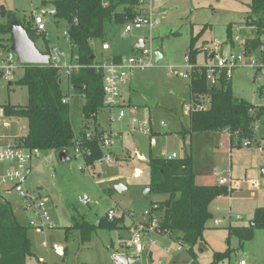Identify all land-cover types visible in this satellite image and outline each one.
Listing matches in <instances>:
<instances>
[{
    "label": "rangeland",
    "instance_id": "1",
    "mask_svg": "<svg viewBox=\"0 0 264 264\" xmlns=\"http://www.w3.org/2000/svg\"><path fill=\"white\" fill-rule=\"evenodd\" d=\"M47 1L56 0H0V9L3 7L6 11L14 12L19 21L29 22L31 27L33 17L41 16L45 25V32L41 34L48 43V49L53 47L63 53V62L70 55H75L64 35L66 22L56 20L51 14L40 13L42 2ZM248 4L249 0H140L135 11H150L156 20L153 28L133 29L123 36V24H105L103 40L90 43L96 63L107 64L115 54L128 56L131 41L136 35L153 53L158 52L163 56L157 62L153 59L151 68L134 70L127 82L120 86L124 107L110 111L104 109L98 114L97 129L104 130L111 142L107 149L111 163L100 160L92 168L84 167V162L74 157L72 149L68 150L66 161H61L58 153L48 151H40V157L32 161L24 188L32 195L39 192L38 195L45 199L52 227L42 230L28 227L34 256L27 259L26 264H116L113 259L115 255H136L131 247H125L126 241L139 225L144 226L145 230L148 224L158 221L159 213L152 216L146 213L151 203L166 199L164 195L144 193L150 186L148 159L150 156H161L163 152H175L177 158L191 155L196 176L204 173L206 184H216L215 171L218 177L230 176L238 185L237 189L232 188L228 195L218 197L209 206L213 219L220 220V223L217 227L213 226V219L207 223L202 252L197 255L200 264H207L213 252H222L226 248L228 225H248L254 210L264 207V154L256 150V146L264 142V115L253 122L254 139L249 141L251 145L239 149L229 146V136L225 132L183 136L189 129V79L186 76L189 64L185 58L190 38L202 33L196 42L201 51L196 58L199 65L212 63L211 59L208 61L212 44L220 46V53H239L240 44L254 37L251 29L244 25L249 12ZM122 10L123 7L117 9L119 12ZM0 25H8L1 14ZM228 25H231L232 45L226 42ZM32 36L37 37V34L32 31ZM8 39V34L0 32V57L7 53ZM45 40L40 36L35 38V47L41 52H46ZM261 41L264 43V37H261ZM103 43L109 45V52L100 50ZM255 57L259 60L256 68L239 67L233 70L231 89L236 98L253 106H264V52L256 53ZM21 67L19 64L10 81L0 77V104H26V88L14 84L22 75ZM60 81L76 131L81 125L83 99L68 89L62 73ZM202 107L208 108L207 100ZM120 111L125 113V117L117 120ZM110 117L112 120H109ZM92 128L90 126L89 130ZM25 134L24 120L7 118L3 112L0 114V141ZM235 142L236 139H233L232 144L235 145ZM117 185L124 189L117 192L114 189ZM8 198L13 205L22 204L15 194H10ZM110 209H116L118 215L124 217L121 229H98L85 243H80L78 232L71 230L68 239H64L65 229L74 222L84 220L96 225L98 219ZM28 218L29 214H26V218H19L18 221L27 226ZM162 248L163 244L159 241L156 250L162 252ZM229 248L235 251L232 261L242 257L251 264H264V230L255 229L252 238L242 248L238 247L237 239L231 236ZM183 256L185 261L189 259L187 253H183ZM142 260L140 256V263Z\"/></svg>",
    "mask_w": 264,
    "mask_h": 264
},
{
    "label": "trees",
    "instance_id": "2",
    "mask_svg": "<svg viewBox=\"0 0 264 264\" xmlns=\"http://www.w3.org/2000/svg\"><path fill=\"white\" fill-rule=\"evenodd\" d=\"M52 3L56 8L53 17L66 22V39L79 66L70 74L68 83L72 91L83 99L80 108L81 125L74 131L70 106L63 102L65 96L61 90L60 71L51 64L21 65L22 75L14 84L26 88V104H0V109L5 117L26 122V134L19 140L21 147L56 153L63 150L68 152L78 147L84 165L92 168L104 155L101 142L105 132L97 129L98 114L104 110L103 75L101 69L95 67L90 43L93 40H103L105 24H126L132 20L140 0H56ZM46 4L42 2L41 7ZM118 7H123V10L117 11ZM248 9L244 25L251 29L254 37L245 39L240 46L247 53H255L264 45L261 41V37H264V0H249ZM0 14L8 22L7 27L0 25L2 34L10 36L7 31L9 23L17 19L31 40L35 41L39 36L45 40L29 22L19 21L14 12L1 7ZM230 26L226 29V42L232 45L234 42ZM32 31L37 37L32 36ZM201 34L191 36L186 56L191 67L188 72L190 109L189 129L183 136L225 132L229 136V146L239 149L243 142L254 139L253 122L264 115V106H253L243 99L236 98L230 80L221 76L216 86L209 87L205 79L207 67L196 63V58L201 55L196 46ZM10 39L7 40L6 51H9ZM44 48L46 52L50 51L46 40ZM120 59L121 56H114L112 62H119ZM203 96L208 101L206 109L201 107ZM90 126L93 127L92 130H89ZM233 139H236L235 145L232 144ZM148 169V192L166 196L165 200L150 204L148 216L159 213L157 232L172 235L180 240L188 248L189 257L194 260L192 264H199L197 255L202 252L203 234L208 228L207 223L213 217L209 206L218 197L228 195L227 188L217 184L198 183L191 155L174 159L150 156ZM123 219L121 216L108 220L104 214L96 225L84 220L74 222L65 229L64 239H68L71 230H76L80 243H85L98 229H121ZM251 222L254 225H250ZM250 223L245 226L228 225L226 248L222 252H213L208 264H231L235 251L229 248L230 237H235L238 247L242 248L243 244L252 238L255 229L264 230V207L254 210ZM28 229L19 223L10 203L0 195V264H26L27 259L34 256Z\"/></svg>",
    "mask_w": 264,
    "mask_h": 264
},
{
    "label": "built area",
    "instance_id": "3",
    "mask_svg": "<svg viewBox=\"0 0 264 264\" xmlns=\"http://www.w3.org/2000/svg\"><path fill=\"white\" fill-rule=\"evenodd\" d=\"M106 4V3H105ZM135 16L132 20L123 24V36L131 32L133 29H141L147 27L148 29L153 28L156 20L151 16L150 11L139 10L135 11ZM32 25L37 33L45 32V25L43 19L39 15L33 17ZM66 36V31L64 33ZM237 41V38H234ZM211 52L208 53V61L211 59L212 63L202 64L207 67L205 79L209 87L216 86L218 84V78L221 76L225 80H230L233 70L239 67H253L256 68L259 65V60L255 57L256 53L264 52V45L259 47L255 53H247L245 50L240 48L239 53H220L218 51L219 47L216 44H212ZM203 50H208L204 48ZM101 51L107 53L110 51V47L107 43L101 44ZM65 59L63 53L56 51L54 54H50L49 64L53 67L59 69L67 80L73 71H76L79 66L76 63V57H68L66 61L61 62ZM188 63L187 57L185 58ZM19 63H17L16 56L9 51L6 55L0 57V77L5 81H10L11 76L14 71L18 69ZM201 65V64H200ZM153 66V51L146 47L143 41V46L139 49L132 51L128 56L121 57L119 62H112V59L107 64L96 63L95 67L101 69L102 71V92H103V105L104 109L111 110L113 108L122 107L124 104L121 102L120 97V86L125 83L128 77L133 73L134 70L138 69H148ZM189 66L187 71H190ZM185 76V77H186ZM70 89L71 86L68 83ZM202 103L206 100L205 97H201ZM65 103V98L63 99ZM124 107V106H123ZM202 107V106H201ZM203 108V107H202ZM190 109V105L187 107V113ZM0 114L2 110L0 109ZM125 113L120 111L116 117L117 120L123 119ZM109 120H112L111 117ZM164 126V123H161ZM140 130V129H139ZM88 137V134H87ZM111 145L109 136L105 134L101 142V146L104 151V155L101 160L106 163H111L110 153L107 151ZM251 142L245 141L242 146H249ZM256 150L259 154H264V142H260L256 146ZM75 158H82V153L79 148L73 149ZM161 155L167 159H174L175 154H167L166 152L161 153ZM40 157V150L38 149H25L20 146L18 142H11L6 146H0V165H6V168L0 172V195L1 197L9 196L10 194H15L16 197L21 201L22 208L26 214H29L27 221V227L36 230H42L43 228L52 227L49 222V216L47 212V206L45 199L40 197L38 194H29L25 188L24 183L28 174V166L33 160ZM140 158V157H139ZM84 164V163H83ZM85 167V165H84ZM215 177H218L217 173H213ZM234 184V187L232 185ZM217 185L224 186L230 191L232 188H238L237 182L232 180L230 176H219L217 179ZM254 183H252V186ZM148 216V212L146 213ZM121 217L118 215L116 209H110L106 213V218L112 220L113 218ZM213 219V217H212ZM211 219V220H212ZM212 224L217 227L220 220L213 219ZM148 229H144V226L139 225L138 230H136L126 241V248L131 247L136 253L133 257H137V261L132 264H192L194 260L189 257L186 263H179L176 260L164 261L159 259L153 261L150 259L151 254L157 243L163 241L164 245L162 251L167 257H175L177 255L187 253L188 248L176 237L167 234H160L156 230L157 222H151L148 224ZM140 256L143 257L140 263ZM189 256V255H188ZM127 257V256H125ZM132 257V256H130ZM117 264V263H116ZM231 264H249L245 259H238L232 261Z\"/></svg>",
    "mask_w": 264,
    "mask_h": 264
},
{
    "label": "water",
    "instance_id": "4",
    "mask_svg": "<svg viewBox=\"0 0 264 264\" xmlns=\"http://www.w3.org/2000/svg\"><path fill=\"white\" fill-rule=\"evenodd\" d=\"M56 12L55 5L53 3H48L44 7L40 9L41 14H51L54 15ZM7 31L10 34V44L9 50L16 56L17 63L21 65H48L50 54H54L56 52V48H51L49 52H41L35 47V43L31 40L25 28L19 24L18 21L14 20L9 23ZM143 46V41L139 40L137 44H135L132 49H139ZM91 59L93 56L90 57ZM162 58V54L158 52L153 53L154 62H157ZM59 159L61 161L68 160L67 151L63 150L58 153ZM29 171H26L28 174ZM262 175H264V170L262 171ZM117 192L122 191L124 188L120 185L114 187ZM147 189L144 193L148 192ZM250 225H254L253 222ZM60 251V250H58ZM114 261L117 264H132L137 261V257H125L124 255H115L113 257Z\"/></svg>",
    "mask_w": 264,
    "mask_h": 264
},
{
    "label": "crops",
    "instance_id": "5",
    "mask_svg": "<svg viewBox=\"0 0 264 264\" xmlns=\"http://www.w3.org/2000/svg\"><path fill=\"white\" fill-rule=\"evenodd\" d=\"M47 4L48 3H52V2H50V1H47L46 2ZM139 40H142L141 39V37L139 36V35H136L133 39H132V41H131V46H130V49H129V54L132 52V51H134V50H136V49H132V47L135 45V44H137L138 43V41ZM100 50H101V45H100ZM56 51H57V49H56ZM114 56H121V57H123V55H120V54H115ZM113 56V57H114ZM163 56V55H162ZM112 57V58H113ZM111 58V59H112ZM111 61V60H110ZM127 82V80L125 81V83ZM60 83H61V81H60ZM125 83H123V85L125 84ZM68 84V83H67ZM68 89H69V87H68ZM68 92H69V90H68ZM120 97H121V94H120ZM123 102H124V100H123V98L121 99ZM121 101V102H122ZM122 102V103H123ZM124 104V103H123ZM110 111V110H109ZM188 126H189V122H188ZM182 127L180 128V133H182ZM24 136V135H23ZM23 136H20V137H9V138H7V140L4 142V141H0V146H6L7 144H9V143H11V142H17L16 141V139H18V138H22ZM171 153H173V154H175V157L177 158L178 156L176 155V153L175 152H171ZM170 153V154H171ZM140 157V156H139ZM159 157H162V158H165V157H163L162 155L161 156H159ZM141 158V157H140ZM32 164V163H31ZM31 164L28 166V171H29V173H30V171H31ZM6 168V165H0V172L3 170V169H5ZM195 170V169H194ZM28 173V174H29ZM200 177H197L196 176V171H195V176H196V179H198V183H200V184H203V185H216L217 184V179H218V177L217 178H215V176H214V174H213V176H214V178L216 179V184H206L205 182H204V180L206 179V176H205V174L203 173V174H201L200 173ZM37 194H39V192H37ZM43 198V197H42ZM4 200H6V201H8L9 203H10V205H11V207H12V209H13V212H14V214H15V216H16V218H17V220L19 219V218H21V219H23L24 217L26 218V213L24 212V210H23V208H22V205H13V204H11V201H9L10 199L8 198V196H6V197H4ZM217 210V209H216ZM23 217V218H22ZM160 242H162V244L164 245V242L163 241H160ZM150 259H152L153 261H157V260H159V259H162V260H166V261H168V260H170V259H172V260H176L177 262H181V263H186L187 261H185L186 260V258L183 256V254H180V255H177V256H175V257H167L166 255H164V253H163V251L161 252L160 250H156V247H155V249L153 250V252H152V254H151V257H150ZM239 259H245L246 260V258H242V257H240ZM182 260V261H181ZM247 261V260H246ZM197 262L200 264V262H199V259L197 258ZM209 263V262H208ZM207 263V264H208ZM248 263L249 264H251L249 261H248Z\"/></svg>",
    "mask_w": 264,
    "mask_h": 264
}]
</instances>
